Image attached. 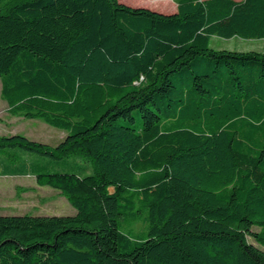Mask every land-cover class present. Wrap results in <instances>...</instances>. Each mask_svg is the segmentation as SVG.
<instances>
[{
  "label": "trees",
  "instance_id": "trees-1",
  "mask_svg": "<svg viewBox=\"0 0 264 264\" xmlns=\"http://www.w3.org/2000/svg\"><path fill=\"white\" fill-rule=\"evenodd\" d=\"M174 1L0 0L9 113L67 132L0 155L77 210L0 215V264H264V53L211 46L264 39V0Z\"/></svg>",
  "mask_w": 264,
  "mask_h": 264
},
{
  "label": "rangeland",
  "instance_id": "rangeland-1",
  "mask_svg": "<svg viewBox=\"0 0 264 264\" xmlns=\"http://www.w3.org/2000/svg\"><path fill=\"white\" fill-rule=\"evenodd\" d=\"M132 7H146L162 13L175 12L174 0H120ZM211 46L216 49L237 51H258L264 53V39H244L240 37L222 38L213 36ZM21 134L30 140L57 145L67 132L48 125L40 119H30L12 115L7 102L1 97L0 79V135ZM28 155V154H27ZM29 160V156H27ZM113 192L114 189L110 188ZM77 210L61 192L48 185H39L36 176L9 173L0 155V215H74ZM145 228L143 218L122 222V229L131 235L142 233ZM257 230V228H254ZM253 242L252 238H249ZM255 244V243H254ZM259 245V244H258ZM260 248H264L259 245Z\"/></svg>",
  "mask_w": 264,
  "mask_h": 264
},
{
  "label": "crops",
  "instance_id": "crops-1",
  "mask_svg": "<svg viewBox=\"0 0 264 264\" xmlns=\"http://www.w3.org/2000/svg\"><path fill=\"white\" fill-rule=\"evenodd\" d=\"M237 1H239V0H237ZM176 9H177V6L175 5V11H176Z\"/></svg>",
  "mask_w": 264,
  "mask_h": 264
},
{
  "label": "water",
  "instance_id": "water-1",
  "mask_svg": "<svg viewBox=\"0 0 264 264\" xmlns=\"http://www.w3.org/2000/svg\"><path fill=\"white\" fill-rule=\"evenodd\" d=\"M158 12V11H157Z\"/></svg>",
  "mask_w": 264,
  "mask_h": 264
}]
</instances>
